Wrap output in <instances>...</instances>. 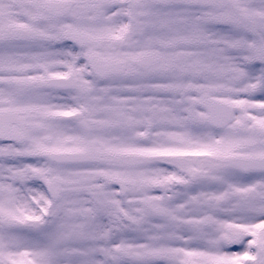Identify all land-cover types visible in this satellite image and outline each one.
Here are the masks:
<instances>
[{
  "label": "snow or ice",
  "instance_id": "obj_1",
  "mask_svg": "<svg viewBox=\"0 0 264 264\" xmlns=\"http://www.w3.org/2000/svg\"><path fill=\"white\" fill-rule=\"evenodd\" d=\"M0 264H264V0H0Z\"/></svg>",
  "mask_w": 264,
  "mask_h": 264
}]
</instances>
